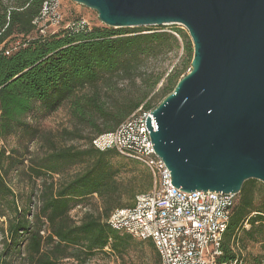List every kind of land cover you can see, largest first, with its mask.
Listing matches in <instances>:
<instances>
[{
	"label": "trees",
	"instance_id": "trees-1",
	"mask_svg": "<svg viewBox=\"0 0 264 264\" xmlns=\"http://www.w3.org/2000/svg\"><path fill=\"white\" fill-rule=\"evenodd\" d=\"M43 2L0 0V139L20 129L30 131L32 138L39 135V129L30 127L24 118L36 107L51 113L65 103L69 104L71 116L79 124L93 128V133L84 138L87 144L82 147L46 139L48 148L30 158L25 173L29 179L41 178L34 213H30V208L17 206L6 182L13 164H5L9 158L0 145V217L5 216V207L12 213L6 227L0 226V264H11L9 257L21 254L27 264H87L95 252L104 251L105 247L116 252L127 248L132 236L113 229L107 220L115 209L122 208L124 199L130 207L139 195L131 189L124 191L117 179L119 166L111 162V157L119 154L114 149L99 150L91 141L113 131L160 82L157 99L140 106L145 112L154 109L191 68L193 46L187 33L175 26L172 31L178 36L142 26L87 27L76 22L56 33L33 37V32L49 23L34 22ZM17 39L21 40L20 46L7 53L8 44ZM179 49L183 52L179 64L169 72L145 69L148 61H157ZM122 80L134 86L138 82L142 91L114 98L113 90ZM63 133L69 138L82 137L75 129ZM77 164H84L83 169L69 178L61 177L63 171ZM142 175L149 191L152 176L148 170ZM96 196L101 206L74 221L70 211ZM258 237L264 242V185L249 179L236 196L223 233L222 255L217 260L237 258L246 264L235 247ZM146 240L150 242L153 264H159L152 241Z\"/></svg>",
	"mask_w": 264,
	"mask_h": 264
},
{
	"label": "water",
	"instance_id": "water-1",
	"mask_svg": "<svg viewBox=\"0 0 264 264\" xmlns=\"http://www.w3.org/2000/svg\"><path fill=\"white\" fill-rule=\"evenodd\" d=\"M112 28L183 25L190 70L150 111L155 155L183 191L264 185V0H72Z\"/></svg>",
	"mask_w": 264,
	"mask_h": 264
},
{
	"label": "built area",
	"instance_id": "built-area-1",
	"mask_svg": "<svg viewBox=\"0 0 264 264\" xmlns=\"http://www.w3.org/2000/svg\"><path fill=\"white\" fill-rule=\"evenodd\" d=\"M57 0H44L35 23H59ZM78 22V26H83ZM150 111L133 112L113 131L95 136L91 144L114 149L142 163L152 176L148 192L136 196L130 207L115 209L107 222L139 240L152 241L159 264H244L241 259L219 262L221 242L237 194L186 192L170 183V174L151 145L145 118ZM152 125L153 118L151 117ZM248 227L247 224L244 225ZM108 249V247H105Z\"/></svg>",
	"mask_w": 264,
	"mask_h": 264
},
{
	"label": "rangeland",
	"instance_id": "rangeland-1",
	"mask_svg": "<svg viewBox=\"0 0 264 264\" xmlns=\"http://www.w3.org/2000/svg\"><path fill=\"white\" fill-rule=\"evenodd\" d=\"M57 2L59 23H47L43 29L39 28L38 32H33V37L39 35L40 33L44 35L56 33L76 22H82V24L87 27L104 25L99 21L96 11L90 8L72 0H57ZM173 26L180 28L188 35L186 28L181 24L142 27L158 31H167L178 36L174 31H172ZM20 44V39L10 42L7 46L6 52L11 53L15 51ZM182 54V50L179 49L177 52H171L167 54V56L159 57L157 61L150 60L147 62L145 69L148 71L165 70L166 72H169L174 65L179 64V57H181ZM189 70V68L186 69V73ZM161 87L162 84L159 82L140 106L145 104L148 100L155 101L159 94L158 90ZM141 91L142 90L139 88L138 82L134 86L132 82L122 80L118 81V84L114 88L113 96L114 98L120 99L124 96L137 95L138 92ZM140 106L138 109L141 108ZM24 119L30 127L39 129V135L32 138V135L29 134L30 131L27 132L26 130L24 131L20 129L16 134L0 139V145L3 149H5V155L9 158L5 160V164H13V166L8 170L6 182L13 191L16 204L19 208H30V213H34L38 205L37 194L41 185V178L36 180L29 179L28 175L25 173V169L30 162V158L43 153L48 148L46 139L49 138H52L60 145L72 144L76 147L85 146L87 143L84 138L92 135L93 128L79 124L71 116L68 103L63 104L51 113H46L42 108L36 107L34 111H32ZM74 129L76 132H79L80 136H82L81 139L76 137L69 138V135L63 133L64 130ZM39 146H42V149H39ZM111 162L119 166L117 179L123 184L122 187H124V191H130L131 189L138 194L148 191L146 190L145 179L142 177V172L148 169L142 163L117 154L111 157ZM83 167L84 164L71 166L63 171L61 177L69 178L76 172L82 170ZM55 178H58V176H55ZM129 181L132 182L129 183ZM122 202L124 204L122 208L128 207L127 205L130 204V202H127L125 199ZM99 206H101V204L97 196L88 198L87 200L78 203L70 211V216L74 221L78 222L85 212H90L95 209L97 210ZM3 210L5 216L0 217V226L5 228L7 218L12 213L9 209H7V207L3 208ZM1 238L2 234L0 233V251L2 249ZM261 240L262 239L258 237V240L239 242L235 247V251L239 256L243 257L246 264H264V259H262L264 242ZM149 244L150 242L148 240H139L132 237L125 250L119 252L110 251L109 249L97 251L87 260V264H153L154 256L150 250ZM9 261L11 264H27L24 260L23 254L9 257Z\"/></svg>",
	"mask_w": 264,
	"mask_h": 264
}]
</instances>
